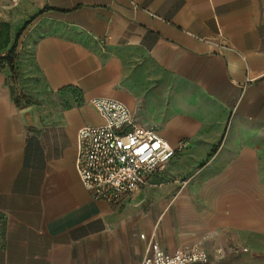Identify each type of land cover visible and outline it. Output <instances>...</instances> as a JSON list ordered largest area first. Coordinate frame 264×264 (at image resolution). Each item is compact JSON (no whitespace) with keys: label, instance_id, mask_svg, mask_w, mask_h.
Masks as SVG:
<instances>
[{"label":"crops","instance_id":"crops-1","mask_svg":"<svg viewBox=\"0 0 264 264\" xmlns=\"http://www.w3.org/2000/svg\"><path fill=\"white\" fill-rule=\"evenodd\" d=\"M0 264H264V0H0ZM114 99L174 156L113 208L75 171ZM161 176L166 200L137 193ZM183 180V181H181ZM144 236L143 239L140 236Z\"/></svg>","mask_w":264,"mask_h":264},{"label":"built area","instance_id":"built-area-1","mask_svg":"<svg viewBox=\"0 0 264 264\" xmlns=\"http://www.w3.org/2000/svg\"><path fill=\"white\" fill-rule=\"evenodd\" d=\"M11 2L16 4L17 0ZM89 103L102 123L86 125L77 131L75 171L93 200L116 208L145 186L150 174L163 170L175 150L156 131L136 124L121 102L93 99ZM140 264L210 262L198 245L168 253L151 241Z\"/></svg>","mask_w":264,"mask_h":264},{"label":"rangeland","instance_id":"rangeland-1","mask_svg":"<svg viewBox=\"0 0 264 264\" xmlns=\"http://www.w3.org/2000/svg\"><path fill=\"white\" fill-rule=\"evenodd\" d=\"M162 178H158L157 182H151L149 186L143 188L140 192L137 193L136 201L133 204L137 205V208L140 207L142 212H148V210L153 209L156 205H154V201L158 200H166L169 197H159L158 191L160 189L166 188L171 184V178L168 176H161ZM183 181V180H181Z\"/></svg>","mask_w":264,"mask_h":264},{"label":"trees","instance_id":"trees-1","mask_svg":"<svg viewBox=\"0 0 264 264\" xmlns=\"http://www.w3.org/2000/svg\"><path fill=\"white\" fill-rule=\"evenodd\" d=\"M14 52H15V45L13 46L12 50L7 54L5 57L0 58V62H5L9 66V69L12 74V81L16 82V76L14 74V65H13V59H14Z\"/></svg>","mask_w":264,"mask_h":264}]
</instances>
